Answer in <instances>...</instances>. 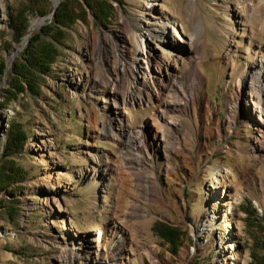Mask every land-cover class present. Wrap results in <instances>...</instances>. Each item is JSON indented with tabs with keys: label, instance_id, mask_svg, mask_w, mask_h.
<instances>
[{
	"label": "rangeland",
	"instance_id": "obj_1",
	"mask_svg": "<svg viewBox=\"0 0 264 264\" xmlns=\"http://www.w3.org/2000/svg\"><path fill=\"white\" fill-rule=\"evenodd\" d=\"M24 1L0 0V60L6 62L0 83V170L8 172L15 163L22 174L0 190V264H94L90 256L98 251L114 260L111 241L116 222L122 225L124 244L129 238L134 241L130 248L132 264H242L243 254L249 258L245 264L261 260L264 128L248 121L245 107L236 111L234 124L228 122L230 97L238 94L233 77L243 67L231 75L230 63L219 66L213 61L238 54V60L244 62L248 49L264 56V0H99L103 9L110 10L99 19L85 0H79L86 18L65 28L61 43L44 36L59 48L51 70L37 76L33 89L26 86L8 101L4 94L11 88L13 65L21 61L28 42L23 41L25 36L30 33V38L54 19L63 0L57 4L50 0L47 15L28 10L27 33L20 42H14L11 14ZM151 6L159 13L177 16L188 30L194 22L201 25L204 85L194 107H189L183 118L187 127L195 119L200 135L204 131L201 110L207 103V132L215 123L221 136L213 137L207 149L197 148V135L187 130L191 139L185 140L188 158L184 160L167 161L156 151V158L151 159L156 165L151 164L147 174H156L158 180H151L153 189L148 195L141 186L109 171L114 164L121 174L126 172L121 157L126 147L118 121L112 120L118 138L107 130L114 108L105 77L115 48L110 39L121 47L126 45L129 58L135 57L133 22ZM35 19L42 23L31 31ZM193 64L192 60L187 67ZM129 108L130 121L125 119L123 127L134 128L153 111V107L144 110L135 103ZM12 120L23 125L28 138L10 159L4 156L9 154L5 152L6 133ZM258 147L261 150L254 158L253 150ZM171 165L177 172L174 176L166 171ZM222 165L234 170L235 188L243 195L231 220L237 235L227 233L237 240L227 243L230 250L220 243L218 234L215 239L210 234L213 229L222 230L220 223L210 228L206 222L212 206L208 197L211 170ZM228 188L225 198L220 189L213 194L228 200L235 191ZM215 207L222 222L224 206L217 203ZM167 225L181 233L176 247L158 233L159 226ZM103 228L105 235L92 246L73 252L72 248L79 246L72 242L75 235L78 239ZM232 250L237 257L233 258Z\"/></svg>",
	"mask_w": 264,
	"mask_h": 264
},
{
	"label": "bare ground",
	"instance_id": "obj_2",
	"mask_svg": "<svg viewBox=\"0 0 264 264\" xmlns=\"http://www.w3.org/2000/svg\"><path fill=\"white\" fill-rule=\"evenodd\" d=\"M138 18L139 20L133 22L136 42L135 57L129 58L126 45L121 47L114 39L109 41L115 48L112 54V65L107 67L105 78L111 92L110 99L114 108V117L110 118V122L106 126L107 130L118 138L119 135L114 131L112 120L118 121L121 125L120 134L126 147L125 153L121 157L126 172L121 174L114 164H111L109 171L111 175H123L129 182L141 186L143 193L151 195L153 189L151 180H158V176L153 173L147 174V170L151 168V164L156 165L151 161L152 158H156V151H160L167 161L180 158L184 160L188 158L185 155L187 153L185 140L191 139L187 130H191L194 135H197L196 146L203 149L208 148V143L213 137L217 139L221 134L215 123L210 132H207L209 123L207 103H203L201 110L204 131L200 135L197 134L196 120L194 119L193 124L187 127L183 118V114L189 112V107H194L199 91L204 85L205 76L200 68L203 59L202 46L199 43L201 25L194 22L188 30L177 16H171L163 11L159 13L155 6L146 7ZM39 23L37 19L33 20L31 31L35 30ZM238 57V54H229L223 61H213L219 66L220 63H230L231 75L236 68L243 67L241 72L233 77L232 83L238 89V94L230 97V119L228 122L234 124L237 116L236 111L245 107L250 118L248 121L264 128V56L248 49L244 51V62H240ZM192 60L194 64L188 68L187 65ZM134 103L144 110L147 107L149 109L153 107V111L134 128L123 127L125 119L130 121L131 110L129 107ZM189 143L191 144V142ZM151 148L153 151H150ZM259 150H261L260 147L253 150L254 158H257ZM166 171L170 172L171 176L177 173L173 165L168 166ZM235 179L236 174L228 165L213 167L211 170L208 197L212 206L210 204L207 206L211 207L209 212L211 214L206 222L208 223L207 227L210 228L220 223L222 230L216 228L211 230L210 234L212 239H215L214 237L218 234L217 239L222 244L228 242V244H233L237 241L236 238L232 239V236L227 235L229 231L237 235L231 220H233L232 214L235 213L237 204L243 198L242 193L235 188ZM228 187L235 190L228 200L217 199L214 196L215 189H220L225 198ZM217 203L224 206L222 211L225 213L222 216V222L218 221L219 212L215 207ZM255 203H257L256 200ZM105 233L106 230L103 228L95 234H85L78 239L75 235L72 242L73 244L78 243L79 246L78 248L73 247V252L78 253L82 246H92L95 240L103 237ZM113 234L115 238L112 239L111 244L115 259L107 258L98 251L94 256H90L94 264H115L117 261L121 264L133 263L130 248L135 245L134 241L129 238L128 242L124 244L125 235L122 225L118 222L113 223ZM228 244L227 249L230 250L231 247ZM231 253H233V258L237 257L236 251L232 250ZM248 259V256L243 254L242 264H245ZM222 262L224 263V260ZM231 264L236 263L232 261Z\"/></svg>",
	"mask_w": 264,
	"mask_h": 264
},
{
	"label": "trees",
	"instance_id": "obj_3",
	"mask_svg": "<svg viewBox=\"0 0 264 264\" xmlns=\"http://www.w3.org/2000/svg\"><path fill=\"white\" fill-rule=\"evenodd\" d=\"M92 9L97 19L103 18L110 11L109 8L103 9L99 0H85ZM34 9L41 15H47L51 11L50 0H25L19 4L11 14V25L14 31V42H20L22 37L27 33L29 27V17L27 11ZM86 9L80 4L79 0H63L55 12L54 19L43 25L38 33H33L29 38L23 52L21 61L15 63L12 68L11 88L7 89L4 94V100L15 99L19 92L24 91L26 86L33 89L37 84V76L47 74L51 66L59 56V48L55 44L61 43L65 38V28L73 26L79 19H85ZM52 36L55 42L45 41L44 36ZM6 71V62L0 60V83ZM25 82V84H24ZM6 156H14L28 138V133L23 125L19 122L11 121L7 130ZM8 172L0 170V190L5 189L11 182L19 179L21 168L15 163L8 169ZM11 215V214H10ZM158 233L170 240L176 247L177 240L181 233L175 227L159 226ZM150 264V263H147ZM253 264H264V257L256 260Z\"/></svg>",
	"mask_w": 264,
	"mask_h": 264
},
{
	"label": "water",
	"instance_id": "obj_4",
	"mask_svg": "<svg viewBox=\"0 0 264 264\" xmlns=\"http://www.w3.org/2000/svg\"><path fill=\"white\" fill-rule=\"evenodd\" d=\"M54 3L55 4H57L58 3V0H55L54 1ZM42 22H40L39 24H41ZM29 36H30V33H28L26 36H25V38H24V40L23 41H25V42H27L28 41V38H29Z\"/></svg>",
	"mask_w": 264,
	"mask_h": 264
}]
</instances>
